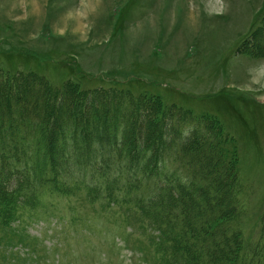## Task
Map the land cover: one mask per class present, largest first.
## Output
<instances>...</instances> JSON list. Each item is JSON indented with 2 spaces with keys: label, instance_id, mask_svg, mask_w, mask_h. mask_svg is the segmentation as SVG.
Here are the masks:
<instances>
[{
  "label": "rangeland",
  "instance_id": "1",
  "mask_svg": "<svg viewBox=\"0 0 264 264\" xmlns=\"http://www.w3.org/2000/svg\"><path fill=\"white\" fill-rule=\"evenodd\" d=\"M256 12L262 24L264 0H0V81L126 86L216 118L239 148L241 227L253 240L264 219V56L239 49L255 46L243 47ZM82 196L54 194L14 221L0 264H152L155 229Z\"/></svg>",
  "mask_w": 264,
  "mask_h": 264
},
{
  "label": "trees",
  "instance_id": "2",
  "mask_svg": "<svg viewBox=\"0 0 264 264\" xmlns=\"http://www.w3.org/2000/svg\"><path fill=\"white\" fill-rule=\"evenodd\" d=\"M262 22L239 52L264 56ZM117 87L0 81L2 239L52 195H83L155 229L152 264H264V219L247 240L239 148L220 121Z\"/></svg>",
  "mask_w": 264,
  "mask_h": 264
},
{
  "label": "bare ground",
  "instance_id": "3",
  "mask_svg": "<svg viewBox=\"0 0 264 264\" xmlns=\"http://www.w3.org/2000/svg\"><path fill=\"white\" fill-rule=\"evenodd\" d=\"M216 8L218 7L219 4H217V2H215Z\"/></svg>",
  "mask_w": 264,
  "mask_h": 264
},
{
  "label": "crops",
  "instance_id": "4",
  "mask_svg": "<svg viewBox=\"0 0 264 264\" xmlns=\"http://www.w3.org/2000/svg\"><path fill=\"white\" fill-rule=\"evenodd\" d=\"M252 17H254V14H253V16ZM252 23V22H251ZM252 91V90H251Z\"/></svg>",
  "mask_w": 264,
  "mask_h": 264
}]
</instances>
